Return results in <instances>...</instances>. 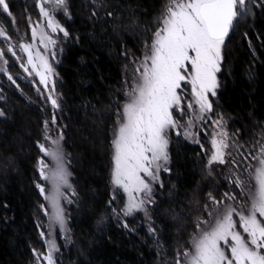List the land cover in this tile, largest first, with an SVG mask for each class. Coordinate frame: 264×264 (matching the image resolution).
I'll return each instance as SVG.
<instances>
[{"label": "snow or ice", "instance_id": "snow-or-ice-1", "mask_svg": "<svg viewBox=\"0 0 264 264\" xmlns=\"http://www.w3.org/2000/svg\"><path fill=\"white\" fill-rule=\"evenodd\" d=\"M93 6L92 17H98L101 10L108 17H114L117 11L106 0H93ZM38 7L51 33L69 37V31L56 20L58 12L70 17L68 0H38ZM109 8L112 10L108 11ZM0 9L12 16L7 0H0ZM257 9L264 13V0H167L157 17L151 42L143 44L142 58L128 51L123 53L125 58L131 56V73L129 65H125V75L130 78L124 81L123 91L108 105L111 109L115 104V111L108 113L115 118L110 141L113 194L108 202L113 215L119 220L121 215L128 217L143 212L149 223V234L158 232L148 205H155V209L160 207L154 199L153 185L165 187L160 173L170 172L168 148L173 129L183 127L184 136L200 144L195 138L199 133L192 131L195 121L211 122V150L205 153L207 160L203 169L205 179L211 180L214 186H219L212 179L216 171L214 165H234L230 169V191L219 198L209 191L203 203L194 194L184 216H181L183 207L181 212L171 210L172 219L191 221L193 229L185 242L187 247H177L175 264H264V135L254 138L253 142L238 144L236 140L242 133L227 131L224 115L217 111L220 108L218 99H210L218 97L217 90L221 87L217 74L221 72L226 39L242 20L255 17ZM12 22L15 23L14 17ZM0 37L11 39L3 27H0ZM31 38L33 41L38 38L36 27L32 28ZM39 42L54 58L57 38L41 30ZM19 47L27 54V66L9 44L6 50L0 48L3 61L0 72L16 84L8 73L9 61L5 59L6 52L11 53L21 61L20 66L26 73L31 76L34 72L39 83L48 89L46 99L52 108L60 109L62 94H56L54 67L41 50L33 51V44L21 43ZM186 109L192 115L182 124ZM104 115L101 111L100 116ZM0 117H6L2 109ZM50 124H57L54 114L51 121H44V142L37 141L42 155L36 161L38 181L35 187L47 202L39 208L49 218V224L47 233H39L46 252L31 249L34 264H62L55 234L59 231L68 239L65 203L72 204L80 198L71 183L63 146L64 133L58 130L57 135H51ZM230 149H235V155ZM119 190L127 195V201L117 210L111 206ZM104 223L105 218L101 217L98 224ZM123 227L128 228V224L124 223Z\"/></svg>", "mask_w": 264, "mask_h": 264}, {"label": "trees", "instance_id": "trees-1", "mask_svg": "<svg viewBox=\"0 0 264 264\" xmlns=\"http://www.w3.org/2000/svg\"><path fill=\"white\" fill-rule=\"evenodd\" d=\"M8 1L11 9L20 14L31 3L30 0H26V3L24 0ZM92 2H69L71 19L64 25L70 33V41L63 46V60L57 69L60 81L58 88L66 110L61 106L60 109H53L51 102L46 103L31 82L16 79L17 88L16 84L2 78L4 101L0 108L6 117L0 118V228L7 224L9 230H0V264H7L9 260L12 264H34L31 249L43 251L37 227V209L42 202L41 199L38 202V199L33 198L34 188L27 172L28 153L33 149L40 157L37 141H42L44 121H51L53 114L57 124L49 125L51 132L63 131L68 155L78 166L83 167L79 171L75 162L72 166L75 189L80 198L68 209L72 243L66 249H61L59 256L62 264H168L169 261L175 264L177 248L167 246V254L165 249L167 240L172 239L176 228L165 224L164 216H161L159 209H155V205H151L154 208L150 207L149 213L158 228L157 244L154 243L156 237L148 232L149 223L143 221L142 213L137 215L135 221L132 217L122 215L118 220L108 206L113 194L110 141L115 119L108 113L115 111V104L111 109L108 105L110 100L116 99V94L124 84V67L130 62L131 56L125 58L123 53L128 51L137 56L136 52L142 50L144 42L150 41V26L146 29L148 22L144 19L146 14L142 17L138 10L144 0H106L116 9L123 4L131 9V20L118 29L109 23L113 17L104 15L102 11L98 17H93L95 21L89 18L92 16ZM87 7L89 9L86 10ZM10 74L16 75L12 70ZM260 77L264 78V72H260ZM234 92L239 118L257 127L258 133L263 135L264 115L257 113L260 94L256 77H253V81L246 77L240 79ZM101 111L105 112L104 116H100ZM74 151L77 157L73 156ZM185 156H188L186 152ZM183 159L184 156L179 154L176 165L174 162L176 173L173 172L171 180L176 187H169L166 199H162L163 194L158 196L159 193H156L155 196L156 203L169 211L178 209L184 195L189 199L198 186L196 183L190 188L191 194L183 192L185 185L195 182L192 171V179L185 176L183 169L188 164L185 165ZM84 175L100 181L101 185L92 179V183H83L79 187L78 179L82 180ZM160 191L158 188L157 192ZM209 191L206 185L197 189L201 203ZM126 201L127 195L119 190L111 207L119 210ZM108 211L110 221L98 224ZM124 223L128 224V228L123 227ZM165 229L166 235L163 237L161 232ZM14 234L20 238L16 240L15 246L11 241ZM163 241L166 242L164 246Z\"/></svg>", "mask_w": 264, "mask_h": 264}, {"label": "rangeland", "instance_id": "rangeland-1", "mask_svg": "<svg viewBox=\"0 0 264 264\" xmlns=\"http://www.w3.org/2000/svg\"><path fill=\"white\" fill-rule=\"evenodd\" d=\"M29 1V0H28ZM31 3L28 5L24 11L23 14H20L17 11H13L11 9L10 3V11L12 13V16L9 17L7 14L3 13L2 9H0V27H3L6 29L8 36L11 37L10 40H6L3 37H0V48H4L5 50L7 49L8 45L11 44L14 47V50L16 51L17 55L22 57L23 62L26 65V60H27V54L23 53L19 47L21 43H31L33 44V51L39 49L41 50L42 54L48 59L49 63L52 64V66L55 69V72L57 73V76L54 77V79L57 82V87H56V94H61L59 91V76L57 69L62 63L61 61L63 60V46L67 44V42L70 41V38L63 37L62 33H51V30L46 27L47 21L44 17H42L39 13V7H38V0H30ZM154 1V2H153ZM26 3V0H24ZM70 0H68V6L70 5ZM151 3H155L153 6H151ZM167 3V0H144L143 6L139 5V15L143 17L147 23V27L150 26L148 31H150V41L151 42V36L152 32L156 29L157 27V17L160 15L161 11L164 8V5ZM92 8L93 2H92ZM89 9L88 7L86 10ZM111 8L107 9L108 11ZM69 12L70 9L68 8ZM115 16L109 23H111L114 27V29H118L120 27L125 26V23H127L128 20H131L132 14H131V9H129V6L126 5H118L116 9ZM93 11V9H92ZM90 10V12H92ZM102 13L105 15V11L101 10ZM15 18V23L12 22V18ZM29 18L30 21L29 22ZM92 21H95L92 16L89 17ZM71 19V13L70 17L65 16L63 12H58L56 15V20L65 28V22L67 20ZM123 21V23H121ZM100 22V21H99ZM97 23V22H96ZM108 24V23H106ZM109 25V24H108ZM107 25V26H108ZM36 27L37 28V33H38V38L36 41H33L31 38V32L32 28ZM66 29V28H65ZM41 30L47 31L49 34H51L54 38H57L58 42L57 45L54 49L56 55L53 58L51 55V51H44L43 45L40 44L39 42V32ZM247 33V36L244 34ZM70 36V35H69ZM250 41V42H249ZM232 47L234 49H232ZM49 49H51V46H49ZM143 47L142 50L139 52H136L137 56L136 57H141L142 58V53H143ZM5 59H8L9 64H8V73L10 74V70H12L13 74L16 73V75H12L14 79H22L23 81H28L31 82L32 84L35 85L36 91L39 89V92L37 93L41 96L42 99L46 101V103L50 104V101L46 99V97L49 95L48 89H45V87L39 83V77L33 74L30 76L28 73L24 71V69L20 66L21 61H17L15 57L12 56L11 53L6 52ZM129 65L128 67V72L131 73L132 71V66L130 62L127 64ZM3 66V61L0 60V67ZM27 66V65H26ZM241 67L240 70L237 68ZM125 68V67H124ZM264 72V13H262L259 9L256 10V15L253 18H246L240 22L238 27L234 32L230 33V38L226 39V48L224 50V60L221 65V72L217 74L218 79L220 80L221 87L217 90L218 92V97H210L212 100H217L220 104V108L217 109L218 112H221L224 115V119L226 121V129L227 131L232 134V133H242V135L239 137V139L236 140L238 144H244L246 141L248 142H253L254 138H258L261 136L260 133H258L257 127L250 126L248 123L245 121L241 120L239 118V115L237 113L238 107L235 104V98H234V91L237 87V84L240 82V79H243V77L248 78L253 81V77H256L257 80V86H259V101H258V106H257V113L260 115H264V78L260 77V72ZM15 72V73H14ZM5 77L7 80V75H5L3 72H0V104L3 103V80L2 78ZM129 76L125 75V69H124V81L126 79H129ZM261 78V79H260ZM7 81H5L6 83ZM8 82H11L8 80ZM126 87L125 84H123V87L120 88L119 92L123 91V89ZM190 99V97H189ZM60 106L63 108V110H66V106L64 108V100L63 97L60 100ZM69 108V106H67ZM1 109V108H0ZM192 115V113L187 112L186 109V115L183 117L181 120V123L183 124L189 117ZM4 118V117H0ZM212 119H215V116L212 117ZM53 126V125H52ZM213 130V125L209 121L208 123H201L200 121H195V126L192 129L193 132L199 133L196 139H199L200 144L194 142V138L192 137H185L184 136V128H180L179 130L173 129L170 133V143H169V155H170V163L168 167L170 168V172H161L160 173V179L163 181L165 187L161 188L158 184L153 185L154 187V199L156 196V193L158 196H162V199H166L168 196V189L169 187L171 189H174L176 186L173 183V180H171V177L173 175V172L176 173L175 167H174V162L176 165V162L178 160V155L184 156V159L182 162L186 165L184 166V174L185 176H189L190 179H192V176L195 178L194 183H190L185 185L183 187V192H187L186 194H191L190 188L193 187L196 183L198 184L197 189L199 187L206 185L207 188H209L214 195L217 196V198L221 197L224 192L230 191V184H231V175H230V169L234 167L232 164H225V165H214L216 171L213 173V178L219 186L216 187L213 185L211 180L205 179V174H204V169L203 165L206 163L207 160V155H205L206 152L210 153L211 150V144H210V139H211V132ZM55 131V132H54ZM177 131H179V135H177ZM51 135L55 136L57 135V130H53L50 132ZM264 135V134H263ZM234 139H236L234 137ZM41 142H44L43 139ZM201 144H203V148H201ZM63 146H64V151L67 153L66 148H65V136H64V141H63ZM189 148H191V151H188ZM35 150L38 153V150L35 147ZM230 151L233 152V155H235V149H230ZM185 152L187 153L188 156H185ZM189 152V154H188ZM30 159L29 161V167H28V176L30 179L31 184L33 185V192L34 196L33 198L38 199V202H41L40 204H46L47 202L44 201L43 197L39 194L38 189L35 187V183L38 181V172L36 171V161L38 158V155H36L35 151L32 149L29 153ZM184 154V155H183ZM42 153H40V156ZM199 155V156H197ZM73 156H76V151L73 152ZM77 157V156H76ZM75 157V158H76ZM81 159V158H80ZM238 159V158H237ZM67 161H68V170L71 172V183L73 187L75 188V179L73 176L72 172V166L74 165L73 163L75 161L71 160L70 155L67 153ZM193 161V162H192ZM76 168L81 171L83 169L82 166H78L75 162ZM193 165V167H192ZM191 166V167H190ZM82 167V168H81ZM189 167V169L187 168ZM192 171L193 173H191ZM222 173H221V172ZM189 173V174H188ZM192 176H191V174ZM221 174V175H220ZM92 175V174H91ZM92 177L91 176H85L83 177L82 180L78 179V185L79 187L82 186L83 183H86V185L92 183ZM36 180V181H35ZM94 180V179H93ZM172 181L171 184L168 183V181ZM97 181L96 183L100 186V181ZM34 183V184H33ZM196 184V185H197ZM160 188L161 191L157 192V189ZM197 189L194 190L190 196V198H187V195L182 198L181 206L178 207V209H175L176 212H181V208H184V212L181 213V216L187 215L188 210H189V201L193 199V196L198 198V193ZM238 191V189L236 190ZM156 201V200H155ZM76 202V201H75ZM67 204L65 203V209L66 212L68 213L69 207L75 204ZM39 204V203H38ZM37 204V206H38ZM36 206V209H37ZM158 208L160 211L161 216H164V221L167 226H171L173 228H176L174 230V235L172 239L167 240V245H166V254L169 252V247L177 248L178 246L182 245L184 247H187V244L185 243L188 241L189 236L191 234V221H184L182 219H172L171 216V211L167 208H162L161 205ZM151 205H148V208H150ZM154 208V207H151ZM38 224L41 225L39 227V233L41 231H44L47 233L48 231V224H49V218L44 214V212L38 207ZM143 214V221L145 223L147 219L145 218V215L143 212H139ZM139 213H134L133 215L129 216L130 218L136 220L137 215ZM105 218V223L109 222L110 220V212L108 211L104 216ZM187 224L188 226L185 228L184 225ZM4 228H0L3 232H6L8 229L7 224ZM148 227V226H147ZM149 228V227H148ZM172 228V229H173ZM68 239H65V236L63 233L57 231L55 234V239L60 247V252L62 248H67L71 243H72V235H71V230H70V217L68 213ZM179 229V231H178ZM166 235V229L161 232V236ZM156 237L154 238V243L157 244V237L158 233L155 235H151ZM17 239H20L19 237L15 236V234L12 237V240L14 244L17 245ZM41 239V238H40ZM42 241V240H41ZM163 241V246L166 244V242ZM43 243V241H42ZM159 243V242H158ZM44 248L42 249V252H46V245L43 243ZM159 246V244H158ZM5 255V254H3ZM59 255V254H58ZM61 260V256H59ZM159 261V260H158ZM161 262V261H159ZM6 264V262L4 263ZM7 264H12V261L9 260Z\"/></svg>", "mask_w": 264, "mask_h": 264}]
</instances>
